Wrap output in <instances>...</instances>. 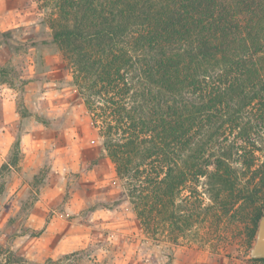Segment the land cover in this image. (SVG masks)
Here are the masks:
<instances>
[{
    "label": "rangeland",
    "instance_id": "rangeland-1",
    "mask_svg": "<svg viewBox=\"0 0 264 264\" xmlns=\"http://www.w3.org/2000/svg\"><path fill=\"white\" fill-rule=\"evenodd\" d=\"M54 3L0 0L4 252L23 258L22 264H264L250 256L260 220L257 226L254 221L264 198L258 174L264 169L263 124L233 115L241 131L225 128L205 156L211 159L208 175L183 188V204L187 199L194 211L190 226L177 241L158 228L148 232L127 183L105 153L80 93L81 77L53 41L49 21ZM230 144L246 146L224 160L239 180L236 191L258 190L259 199L252 205L237 200L225 211L226 195L218 198L220 187L210 174L222 158L220 147Z\"/></svg>",
    "mask_w": 264,
    "mask_h": 264
},
{
    "label": "trees",
    "instance_id": "trees-1",
    "mask_svg": "<svg viewBox=\"0 0 264 264\" xmlns=\"http://www.w3.org/2000/svg\"><path fill=\"white\" fill-rule=\"evenodd\" d=\"M54 12L53 41L85 83L80 93L140 222L179 240L194 212L183 188L208 175L205 156L225 128L241 131L232 116L264 126V0H55ZM220 148L210 179L223 208L254 204L259 191H236L224 161L246 146ZM263 210L264 198L255 226ZM22 263L0 247V264Z\"/></svg>",
    "mask_w": 264,
    "mask_h": 264
},
{
    "label": "water",
    "instance_id": "water-1",
    "mask_svg": "<svg viewBox=\"0 0 264 264\" xmlns=\"http://www.w3.org/2000/svg\"><path fill=\"white\" fill-rule=\"evenodd\" d=\"M250 256L255 260L264 259V214L260 219L256 241Z\"/></svg>",
    "mask_w": 264,
    "mask_h": 264
}]
</instances>
